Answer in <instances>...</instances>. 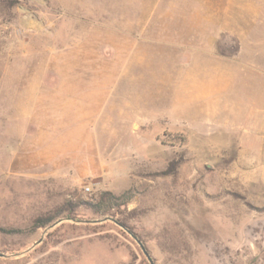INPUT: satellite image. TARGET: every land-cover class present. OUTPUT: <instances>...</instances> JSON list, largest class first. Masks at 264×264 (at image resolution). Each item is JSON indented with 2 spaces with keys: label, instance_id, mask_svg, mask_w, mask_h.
Listing matches in <instances>:
<instances>
[{
  "label": "rangeland",
  "instance_id": "374dc122",
  "mask_svg": "<svg viewBox=\"0 0 264 264\" xmlns=\"http://www.w3.org/2000/svg\"><path fill=\"white\" fill-rule=\"evenodd\" d=\"M0 255L264 264V0H0Z\"/></svg>",
  "mask_w": 264,
  "mask_h": 264
},
{
  "label": "trees",
  "instance_id": "16d2710c",
  "mask_svg": "<svg viewBox=\"0 0 264 264\" xmlns=\"http://www.w3.org/2000/svg\"><path fill=\"white\" fill-rule=\"evenodd\" d=\"M38 222H36V224H37ZM38 227H40V228H43V227H45V224L44 225H42V226H38Z\"/></svg>",
  "mask_w": 264,
  "mask_h": 264
},
{
  "label": "built area",
  "instance_id": "2783aa9c",
  "mask_svg": "<svg viewBox=\"0 0 264 264\" xmlns=\"http://www.w3.org/2000/svg\"><path fill=\"white\" fill-rule=\"evenodd\" d=\"M87 191H89V190H87Z\"/></svg>",
  "mask_w": 264,
  "mask_h": 264
},
{
  "label": "water",
  "instance_id": "95a60500",
  "mask_svg": "<svg viewBox=\"0 0 264 264\" xmlns=\"http://www.w3.org/2000/svg\"><path fill=\"white\" fill-rule=\"evenodd\" d=\"M0 257H1V255H0Z\"/></svg>",
  "mask_w": 264,
  "mask_h": 264
}]
</instances>
